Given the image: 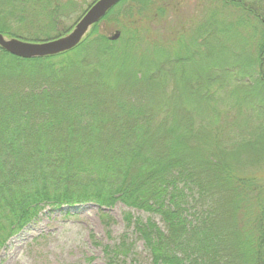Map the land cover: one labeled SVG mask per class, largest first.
<instances>
[{"label":"trees","instance_id":"obj_1","mask_svg":"<svg viewBox=\"0 0 264 264\" xmlns=\"http://www.w3.org/2000/svg\"><path fill=\"white\" fill-rule=\"evenodd\" d=\"M164 1L124 0L57 56L0 49V251L48 207L121 203L162 222L125 218L150 264H264V0H221L242 13L231 29L248 32H175V47L142 48L137 24L164 15ZM76 2L0 0V33L63 36ZM102 22L121 39L101 34ZM160 51L175 72L154 79ZM96 84L132 96L113 108ZM236 126L240 137L227 134ZM105 254L127 264L132 250L123 241Z\"/></svg>","mask_w":264,"mask_h":264},{"label":"rangeland","instance_id":"obj_2","mask_svg":"<svg viewBox=\"0 0 264 264\" xmlns=\"http://www.w3.org/2000/svg\"><path fill=\"white\" fill-rule=\"evenodd\" d=\"M75 1H77L76 7H74L76 12L73 10L72 15H65V18H63L64 27L62 29H70L68 32L73 29L88 8L97 0ZM249 1L254 2V0ZM160 6L165 9L164 15L155 17V20H142L137 24V28H141V32L144 34L142 48L146 46L149 50L152 47L151 44L155 42L161 43L160 45H174L173 47H175L177 45L175 32H183L187 39L194 32H242V30L243 32H248L243 28L240 31L236 28L234 30L231 29V23L242 13L233 7H224L221 0H165L163 4L160 3ZM214 13L216 15L212 18L211 16ZM113 27V24L108 25L102 22L100 24V32L110 40V37L119 31ZM250 32L252 31H249V34ZM180 33L178 34L180 35ZM52 34L54 37L63 34V32H53ZM121 36L117 41L121 39ZM163 54V51L156 54L158 66L154 79L159 77L163 79L162 74L174 71H169L170 68L166 65L168 57L165 58ZM147 58H149L148 53ZM76 78L83 83L81 77L78 76ZM73 82L76 83L74 86L80 83L79 81ZM149 82H152V79ZM87 83L90 85L89 82ZM10 84L14 86L12 83ZM1 85L2 83L0 82V89ZM96 85L99 86V84ZM111 87L112 85L108 88L105 86L100 87L101 90L103 89L104 98H106L110 107L113 106L114 108L118 104L115 100L121 102L125 97L132 96V94H125L124 90L121 92ZM73 93H75V96L81 93L86 96L89 95L79 91ZM229 106L224 104L221 109L224 111L231 110ZM115 110L110 109L109 111L112 114H119ZM240 117L241 121H243L244 116L241 115ZM226 131L227 129L224 127L222 139L231 140L230 136L224 135ZM243 131L244 129L241 130V127L236 126L233 132L229 130L227 134L230 132L233 134L232 136L236 137L238 135L240 137ZM212 136V130L208 129L207 146L210 147V150V144L214 143ZM260 140L263 141L264 137ZM241 146L238 140L236 145H234L235 149L230 152L235 153L231 161H237L241 158V152H236ZM258 152L255 151L254 153ZM261 153L264 154V150ZM225 154L228 153L226 152ZM262 165L264 170V161ZM129 213L134 219H141L143 222L150 219L162 226L159 217L143 211L126 208L121 203L105 209L99 208L94 203L61 209L48 207L32 223L15 235L7 246L0 251V264H110L105 254V249L108 247L113 249L122 244L123 241L130 244L132 250L127 264H150L148 254L143 248V243L139 236L134 232V227H129L125 221Z\"/></svg>","mask_w":264,"mask_h":264},{"label":"water","instance_id":"obj_3","mask_svg":"<svg viewBox=\"0 0 264 264\" xmlns=\"http://www.w3.org/2000/svg\"><path fill=\"white\" fill-rule=\"evenodd\" d=\"M124 0H97L79 19L67 34L52 40L29 42L0 33V49L20 59L31 60L57 56L76 49L86 38L90 30L99 24L116 6ZM121 36L118 31L110 41H117Z\"/></svg>","mask_w":264,"mask_h":264}]
</instances>
